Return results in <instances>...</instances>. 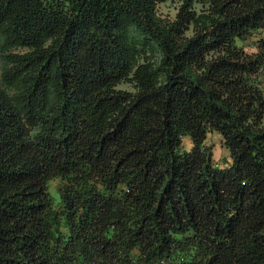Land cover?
<instances>
[{"label":"trees","instance_id":"1","mask_svg":"<svg viewBox=\"0 0 264 264\" xmlns=\"http://www.w3.org/2000/svg\"><path fill=\"white\" fill-rule=\"evenodd\" d=\"M0 264H264V0H0Z\"/></svg>","mask_w":264,"mask_h":264},{"label":"rangeland","instance_id":"2","mask_svg":"<svg viewBox=\"0 0 264 264\" xmlns=\"http://www.w3.org/2000/svg\"><path fill=\"white\" fill-rule=\"evenodd\" d=\"M208 142L211 143L214 147V155L216 159H222L227 157L228 153L226 148L223 146L220 135L212 133L208 137ZM187 146V145H186Z\"/></svg>","mask_w":264,"mask_h":264}]
</instances>
